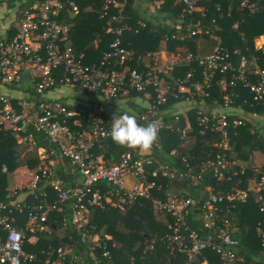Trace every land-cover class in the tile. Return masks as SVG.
Listing matches in <instances>:
<instances>
[{
	"label": "built area",
	"instance_id": "built-area-1",
	"mask_svg": "<svg viewBox=\"0 0 264 264\" xmlns=\"http://www.w3.org/2000/svg\"><path fill=\"white\" fill-rule=\"evenodd\" d=\"M135 1L144 3V0H98L100 18L106 24L104 29L113 38L109 49L102 52L98 60L90 61L87 53L65 44L72 30V25L65 20L66 14L69 9L74 15L79 13L76 0H36L23 10L17 32L11 37L0 36V84L9 90L0 94V134H8L19 145L39 151L28 193L33 194L34 199H41L39 204L30 208L25 200L18 199L19 193L25 189L22 187L10 190L7 200H0V232L4 234L0 235V264H34L38 259L37 254L25 251V233L12 219L25 207L30 208L26 226L32 234L43 230L54 212H68L64 215L63 226L75 225L80 242L91 246L90 264H113L112 250L104 245V238L89 230L91 208L125 211L140 199L151 201L156 210L172 219L162 237L147 241L145 254L155 251L158 246L168 245L184 255V264H195L207 250L215 252L222 264L244 262L239 256L241 242L234 234L228 216L234 217L238 202H248L249 195L245 191L234 189L228 196L210 195L203 201L185 195L163 201L154 197L152 191L160 189L157 182L160 177L170 182L185 181L199 188L208 174L220 181L231 173L246 176L248 167L239 159L230 157L227 140L229 130L245 126V122L223 112L208 114L196 110L200 133L222 136L214 157L197 166L183 158L185 167L180 171L159 164V154L163 151L162 134L178 133L181 140H186L190 132L189 125L181 126L179 114L174 115V120L167 121L168 112L163 111V107L171 100L196 103L195 97H210V90L216 83L223 97L222 102L214 101V104L222 103L229 108L234 102L231 87L238 82L250 91L255 104H263L264 65L257 55L249 57L238 51L231 54L222 47H216L206 56L190 51L170 52L166 47L135 53L128 49L130 43L125 42V33L131 29L128 8ZM173 2L181 6L185 14L198 12L195 0ZM162 3V0H154L147 4L155 12L162 9ZM240 10L255 15L261 12V6L256 0H244ZM217 13L220 18L226 15L221 7H217ZM137 24L147 27L143 20H138ZM200 25L190 26L188 36L182 40L211 34ZM261 42L256 49L264 52V38ZM183 69L187 70L183 75H176ZM223 74H230V77H219ZM254 77H257L256 81H252ZM62 87L97 95L101 102L71 107L52 97L55 90ZM15 90L21 95L10 92ZM143 95L150 97L151 103L136 120L141 125L151 122L157 125L159 131L154 152L144 154L129 149L115 165H107L93 157L94 147L111 139L110 124L115 116L109 114L108 107L116 103H132ZM41 140L47 146L41 147ZM171 154L175 155L176 151ZM60 159L67 160L78 170L81 184L66 187L56 178ZM155 164L158 166L152 169ZM7 171L3 166V172ZM126 176L137 179L131 189L125 185ZM253 180L255 200L264 212V170L255 173ZM47 189L57 194L54 202L49 201ZM70 201L72 203L66 207ZM195 208L202 214L200 231L189 221ZM222 215L227 217L222 218ZM203 231L207 233L204 235ZM259 232L264 247L262 226H259ZM99 249L102 254L96 257ZM56 253L63 262L67 249L60 247Z\"/></svg>",
	"mask_w": 264,
	"mask_h": 264
},
{
	"label": "trees",
	"instance_id": "trees-1",
	"mask_svg": "<svg viewBox=\"0 0 264 264\" xmlns=\"http://www.w3.org/2000/svg\"><path fill=\"white\" fill-rule=\"evenodd\" d=\"M145 1L147 3H152L154 0H144V2ZM162 1V9L153 12L154 14H156L150 20L142 17L137 8L134 6L136 4H141V2L139 3V1H135L131 3L127 13L130 18L129 24L131 26V29H129L125 33V42L130 43V45H127L129 50L135 53H144L146 51L157 50L165 43L168 45V48L171 52H187L189 50L195 51L196 37L185 38L183 40L182 38L188 36L190 26L191 28H194L193 24L197 23L201 24L200 26L205 30L208 29L210 31L211 34L205 35L206 37H219L222 40V46L226 51L233 54L234 51L237 50L241 54L247 55L249 57L252 55H257L260 57L261 63H263L264 65V53L262 50L258 51L255 47V40L258 37L264 35V0H256L260 4L262 9L260 13L255 15L240 10V4L244 0H203L200 4L207 9H205L204 11H198L193 15L183 13V11H181V6L179 5H175L174 8L172 0ZM76 2L79 6V10L80 8L81 10H83L86 7V10L88 12L82 11V13H80V16H78L75 21V27L71 30L73 31V47H75L80 52H85L91 55L92 60H98L100 59L101 53L109 49V44L113 38L110 34L106 33L104 29L106 24L105 21L100 18L98 0H76ZM218 6L222 7V10L226 13L223 18H220V15L217 13ZM228 12H230L229 16L227 15ZM213 19L216 20L215 23L213 22ZM138 20L145 21L147 27H140L137 24ZM235 25H238V27L235 28ZM179 26H181V29L178 28ZM96 41H98V48H96L95 45ZM186 71V69L179 70L178 72H176V75H183ZM225 75L226 74H223L219 77L223 78ZM199 76L197 75L198 78ZM225 77H230V74L226 75ZM256 78L257 77L252 78V81H256ZM231 89H233V94L235 93V95L239 96V98L233 96L235 106L242 105L249 111H257L259 113H262V107L256 106L252 108V105H255L253 102L252 94L247 88L244 87L242 82H238L237 85L235 87H231ZM210 91V97H195L193 98V100L201 103L203 102L208 105L213 104L214 101L222 102L223 93H221L220 87L216 85V83L213 84V87ZM245 100H247V103H245ZM175 101L171 100L163 107L164 110H162L165 112L170 111V108H173L171 106ZM132 106L134 105L132 104ZM134 108L136 107L134 106ZM173 117L174 116L168 114L167 121L174 120ZM179 117H182V115L179 114ZM190 119L195 129L198 130L199 128L196 121V111L190 113ZM180 124H182L181 121ZM76 130L80 129L76 128ZM230 132H236L231 134H237L232 136L231 143L234 146V149L238 148L239 150H243L244 145L240 143L241 140H248V143L250 144L252 140L255 141L258 138L257 134H250V128L248 124L244 127L242 126L232 131L230 130ZM166 134L172 137L169 143L164 145V151H166L167 153H171L172 148L179 146L180 139L177 134H172L170 132H164L162 136ZM213 138H215L217 142L222 139L218 134H209L207 136L199 135L197 148L201 149V146L204 148L201 141ZM5 139L9 140V144L13 146L14 141L9 137V135L0 134V141ZM41 142L43 141L41 140ZM255 142L256 143L251 145L253 148H262L264 150L263 143H260V141L257 140ZM102 147L103 143L102 145H96V147H94L93 149L92 154L105 153V151L102 150ZM107 149V164H110L111 162L118 163L120 161V156L124 152L129 150L128 148L121 147L115 144L113 141L111 142V140L107 143ZM217 152L218 148L215 150V154ZM192 155L194 158L190 161L191 164H195L197 162L196 157L198 158V156L196 153H193ZM165 163L170 164V168L175 171H180L185 167L183 159L179 156L172 157V159L168 158ZM19 164L20 162L15 151L11 150L9 151V153H6L3 147V149L0 151V200H7L6 197L10 193V191L7 190L9 183L7 175L3 173V165H7L9 172H13L18 166H20ZM159 164L161 163L159 162ZM157 166L158 165L155 164L154 166H152V169ZM254 174L255 173L248 171L246 176H239V178H233V174H229L226 179L231 176V181H233V183L235 181L237 182V180L240 181V178L241 180L246 181L248 178H250V175L254 176ZM243 181L240 183L241 185L246 184ZM157 182L160 186V189L153 190L152 195L163 201H167L166 190H168L169 188L170 181L160 177ZM206 182H212V184L216 188V191L228 192V188H226L223 183H229V181L226 182L225 180L224 182H221L220 180L214 178L211 174H208L205 177V181L203 182V184ZM27 190H29V188H25L24 191L26 192ZM47 191L50 194L49 201L54 202V200L57 199V194L51 189H47ZM253 196L256 197L254 191ZM254 197H252L248 203L238 202L235 211V217L228 216V218L233 223V226L235 220L238 218L240 219V225H238L241 227L242 236L240 238H237L241 242L239 256L242 255L245 259V263L243 264H263L255 260V258L264 251L262 236L258 229V224L262 221L264 222V212H261L259 204L256 202ZM28 199L36 201V205L41 202V199H34L33 194H30ZM71 203V201L69 203H66V207L70 206ZM34 206L35 205H31L30 208H33ZM30 208L25 207L23 212L16 213L15 215L18 218L16 217L17 221L16 223H14L19 230H23V232H25L27 240L32 235V233L27 229L26 226L27 214ZM153 209L155 208L153 207L151 201L146 199H140L129 205L127 207L126 213L113 208H108L105 210L91 208V216H89L91 220L89 230L93 233L100 232L103 237L105 234L112 235L113 241H115L117 244L116 247L112 248L113 241H106V244L112 250L114 263L131 264L132 258L139 261L138 258L142 256V252L144 251L147 241L152 239V237H162L165 232H167V226L165 229H163L162 227H157V224L155 223L154 217L152 215ZM160 213L164 214L163 212ZM65 214L68 215V212H54L50 216V220L48 222V224H50L51 228L54 231L60 229L61 234L64 236V238L61 239L57 234L51 237L49 235L41 233V241L39 245H37L35 248L29 245L25 246L26 252L32 250L35 254H37L38 259L34 264H45L47 258L45 255L47 254L48 250L42 253L41 249H48L50 246L55 250L60 247H69L72 251L75 250L79 255L83 253V257L86 261L85 263H83L82 261H77V259H75L74 257V254L72 255V252L70 253L67 251V254L65 255L66 258L62 262V264L91 263V259L89 257L91 246L84 245L80 242L79 232L75 225L70 224L66 227L63 226L62 221ZM164 215H166L171 222V217L167 214ZM225 217L227 216L222 215V218ZM189 221L192 227L196 230L200 231L202 229L203 223L196 222L192 218V216L190 217ZM262 228L264 229V225H262ZM206 233L207 231H203L204 235ZM105 240L106 239L104 238V243ZM161 246H163V248L169 247L168 245ZM95 254L96 257H99L102 254V250H97ZM179 255L182 256V263L184 264V255H182L181 253H179ZM205 260L208 261V264H222L220 257L211 250H207L202 255H200L195 261V264H201Z\"/></svg>",
	"mask_w": 264,
	"mask_h": 264
},
{
	"label": "crops",
	"instance_id": "crops-1",
	"mask_svg": "<svg viewBox=\"0 0 264 264\" xmlns=\"http://www.w3.org/2000/svg\"><path fill=\"white\" fill-rule=\"evenodd\" d=\"M34 1L36 0H0V36H4V37H11L13 36L17 30H18V20L21 17V14L24 10V8L29 7L30 5H32L34 3ZM196 1V5L198 8V11H204L205 7H203L200 3L203 0H195ZM172 4L175 8V4L173 3L172 0ZM137 10L139 11L140 15L148 20L152 19L153 16H155V14L152 12V9L148 6L147 3H141V4H136L134 5ZM79 7V6H78ZM220 7V6H218ZM222 8V7H221ZM262 9V8H261ZM82 11L84 12H88L86 10V7L81 10H79L78 14L73 13V11L71 9L68 10L67 14H66V21L70 22V24L72 25V29L75 27V21L78 18V16H80V13H82ZM153 14V15H152ZM72 19V20H71ZM71 20V21H70ZM238 25H235V28H237ZM72 32L71 34H69V36L65 39V44L67 45H71L73 46V42H72ZM264 38V35L258 37L255 40V47L260 45L261 40ZM262 43V42H261ZM96 48H98V41L95 42ZM161 47H166L169 51L170 49L168 48L167 44H163ZM216 47H222V40L218 37H206L204 34L200 35L198 37H196L195 39V51H191L190 52L199 55V56H206L209 55L211 53L214 52ZM224 49V48H223ZM237 51V50H236ZM104 52V51H103ZM171 52V51H170ZM239 52V51H238ZM240 53V52H239ZM264 53V52H263ZM89 55V54H88ZM90 56V61H91V55ZM1 89L5 90V93H8L9 90L3 86L2 84H0V94H5L1 91ZM13 95L15 96H20V91L15 90V92L10 91ZM234 96L237 98H239L238 95ZM52 97L54 98H59L62 101H65L66 104H69L71 107H77V106H82L84 104H90V105H94V103H100L101 102V98L97 95H87L84 94L74 88L71 87H62L59 88L57 90H55V92L52 94ZM196 103H185L183 101H175L174 104L171 106L173 107L172 109L170 108V111H167L169 115H176V114H181V126H190V132L188 135V138L186 140H181L180 139V135L178 133H173V134H177L179 136L180 142H179V146L172 148V151H176L175 155H172L171 153H167L166 151H164V145L169 143L170 139L172 136L170 135H163L162 136V144H163V151L159 154V158L158 161L163 164V165H169L165 163V161H167L168 158L172 159V157L175 156H179L180 158H185L188 162L191 163V159H193V153H196L198 158L197 162L195 164H192L194 166L200 165L203 162L209 160L210 158L214 157L215 155V150L218 148V143L215 138L213 139H206L202 142V145L204 146V148L201 146V149L197 148L198 147V136H207L209 134H205L202 135L198 130L195 129L191 119H190V113L191 112H195L198 109L203 110L205 113L208 114H213V113H227L230 114L232 116L238 117L241 120H243L245 122V126L248 124L249 128H250V134L254 135L257 134V141H260V143H263L264 145V103L263 104H255L252 105V108L254 107H262V113H259L257 111H249L246 108H244L242 105H237L235 106V102H233V104L229 107V108H225L222 103L221 104H205V103H201L198 101H195ZM64 103V102H63ZM151 103V98L143 95L138 97L137 99H135L132 103H116V104H112L108 107V111L110 112L109 114L111 116H119L122 114H129L134 116L135 118L138 117V115H140ZM245 103H247V100H245ZM132 104L136 107L134 108V106H132ZM125 106V107H124ZM143 110V111H142ZM142 111V112H140ZM168 114L166 113V116H168ZM244 127V126H243ZM239 128V127H238ZM237 129V128H236ZM235 130V129H231ZM231 133H236V132H230L227 134V140L230 143L231 146V157L234 159H239L241 161V163L243 165H245L246 167H248V171H251L252 173H260L262 170H264V150L262 148H253L251 145L256 143L254 140L251 141V143H248V140H241V144L244 145L243 150H239L238 148L234 149L231 141H232V136L233 135H237V134H231ZM8 135V134H6ZM175 135V136H177ZM221 136V135H220ZM10 138H12L9 135ZM222 138V136H221ZM239 138V136H238ZM12 140L14 141L13 146L10 145V141L9 140H1L0 141V151L3 149H5L6 153H9V151L13 150L15 151V153L18 156V160L20 162V166H18L13 172H9V170L7 172H3L7 175L8 178V188L7 190H13L15 188H28L26 185V183H17L16 181V176L17 175H32L37 168V157H38V152L36 150H30L28 149L26 146L23 145H19L17 142H15V140L12 138ZM111 140V142L113 141L112 138L103 141V147L102 150L105 151V153L99 154V153H93V156L99 160L104 161L106 164V155H107V143ZM102 143L100 145H102ZM237 143V142H236ZM116 144V143H115ZM238 144V143H237ZM236 144V145H237ZM3 145V147H2ZM235 145V143H234ZM47 146V144L45 142H42L41 147ZM253 148V149H251ZM181 149V150H180ZM171 151V152H172ZM154 152V150L152 149L150 152L148 153H144V154H152ZM164 161V162H163ZM116 163L111 162L110 164L107 165H115ZM6 166L7 165H3ZM8 169V167H7ZM247 171V172H248ZM232 177H236L239 178V176H236L234 173ZM230 174V175H231ZM255 175V174H254ZM55 176L56 178L60 179L63 184L66 187H71V186H76L82 183V177L79 174L78 170L67 160L64 159H60L59 160V164L56 168V172H55ZM66 178H64V177ZM231 176L228 179H225L226 182L229 181V183H223V185H225L226 188H228V192H222V191H216V188L214 187V185L212 184V182L210 183H204L202 184L201 187L196 188L193 187L192 185L186 183L185 181H180V180H175L170 182L169 188L168 190H166V195L167 198L166 200L169 201L171 199H173L176 196H180V195H185L187 197H192L194 199H196L197 201H203L204 199H206L207 197H209L210 195H224V196H228L234 189H238L239 191H245L248 195H249V199L248 202L251 200L253 196V191H254V180H253V176L250 175L251 179L250 182L247 181H243L240 178V181L237 180V182L235 181L233 183V181H231ZM225 180L221 181L224 182ZM245 182L246 184L241 185V182ZM124 182L127 188L131 189L134 184L137 182V179L133 176H126L124 178ZM239 184V185H238ZM25 190V189H24ZM28 191V190H27ZM22 191L19 193L18 195V199L19 200H25L31 207V205H36V201H32L31 199L29 200V196L31 193ZM255 198V197H254ZM247 202V203H248ZM127 210V208H126ZM122 211L123 213H126L127 211ZM192 218L198 222V223H203V219H202V214L200 212V210L198 208L193 209L192 211ZM15 215V214H14ZM12 216V219L14 220V223H16L17 221V216ZM152 215L154 217V221L157 224V227H162L163 229L166 228V226H168V224L170 223L169 218L158 212V210L153 209L152 211ZM236 213L234 214L235 217ZM91 216V214L89 215ZM17 217V218H16ZM90 219V218H89ZM239 218L235 220L233 229H234V234L240 238L242 236V230L241 227L239 226ZM91 220H89L90 223ZM201 221V222H200ZM155 224V225H156ZM239 224V225H238ZM260 227L262 225H264V222H260L258 224ZM156 228V227H155ZM259 229V227H258ZM23 231V230H21ZM163 231V230H162ZM161 231V232H162ZM167 231V230H166ZM25 233V232H24ZM45 234V235H49V236H54V235H59L60 238H64V236L61 234L60 229H57L56 231H54L50 224H48L43 230H41L40 232H38L37 234H32L28 240L26 239V244L25 246L29 245L33 248H35L37 245L40 244V234ZM97 234L101 235L100 232H96ZM166 233V232H165ZM39 234V235H38ZM1 236H4V234L1 232L0 233ZM102 236V235H101ZM103 237V236H102ZM105 243L104 245L107 246V242L108 241H113L112 235H108L105 234L104 237ZM153 238V237H152ZM149 240V239H147ZM146 240V241H147ZM107 241V242H106ZM116 242L113 241L112 243V248L116 247ZM89 246V245H87ZM108 247V246H107ZM109 248V247H108ZM68 249V252H72V255L74 254L75 259H77V261H82L83 263H85V258L83 257V253L82 254H77V252L75 250H71V248H66ZM47 254L45 255L46 261L45 264H62L60 257H58V254L56 253L57 250L51 248V246L48 249H41V251H47ZM50 251H54L51 254ZM28 253H34V251L29 250L27 251ZM242 258H244L241 255ZM139 261H137L136 259L132 258L131 264H183V258L181 255H179V253L177 251H174L173 249H171L170 247H166L163 248V246H158L157 249L155 251H151L148 253H144V251L142 252V256H140ZM255 260L261 262L264 264V251L261 252L258 257L255 258ZM245 263V259L244 262ZM241 263V264H243ZM113 264L114 263V259H113ZM201 264H208V261L205 260L203 261Z\"/></svg>",
	"mask_w": 264,
	"mask_h": 264
},
{
	"label": "clouds",
	"instance_id": "clouds-1",
	"mask_svg": "<svg viewBox=\"0 0 264 264\" xmlns=\"http://www.w3.org/2000/svg\"><path fill=\"white\" fill-rule=\"evenodd\" d=\"M110 135L114 143L128 149L150 152L158 140V127L154 122L141 125L127 113L115 116Z\"/></svg>",
	"mask_w": 264,
	"mask_h": 264
},
{
	"label": "rangeland",
	"instance_id": "rangeland-1",
	"mask_svg": "<svg viewBox=\"0 0 264 264\" xmlns=\"http://www.w3.org/2000/svg\"><path fill=\"white\" fill-rule=\"evenodd\" d=\"M1 91L5 93L4 89H1ZM63 102L66 103L65 101ZM16 177H17L16 178L17 183H26L24 185H26L27 187H30L31 181L33 179V174L30 176L29 175H17Z\"/></svg>",
	"mask_w": 264,
	"mask_h": 264
}]
</instances>
